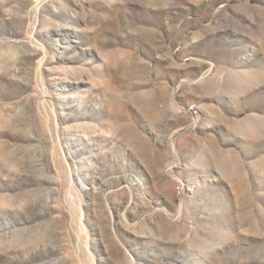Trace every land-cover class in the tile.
<instances>
[{
    "label": "rangeland",
    "instance_id": "374dc122",
    "mask_svg": "<svg viewBox=\"0 0 264 264\" xmlns=\"http://www.w3.org/2000/svg\"><path fill=\"white\" fill-rule=\"evenodd\" d=\"M0 264H264V0H0Z\"/></svg>",
    "mask_w": 264,
    "mask_h": 264
}]
</instances>
